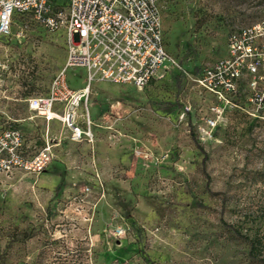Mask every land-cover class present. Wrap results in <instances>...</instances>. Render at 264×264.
Masks as SVG:
<instances>
[{
    "label": "rangeland",
    "instance_id": "rangeland-1",
    "mask_svg": "<svg viewBox=\"0 0 264 264\" xmlns=\"http://www.w3.org/2000/svg\"><path fill=\"white\" fill-rule=\"evenodd\" d=\"M158 6L171 61L141 88L90 84L92 141H70L57 116L48 130L28 107L65 64L63 29L15 15L0 36V126L32 120L31 150H51L39 173H0V264H262L264 109L255 97L264 98V63L242 70L208 139L198 126L217 100L194 79L228 56L227 37L241 28L259 24L264 56V0ZM65 77L81 87L85 70L68 67Z\"/></svg>",
    "mask_w": 264,
    "mask_h": 264
},
{
    "label": "built area",
    "instance_id": "built-area-1",
    "mask_svg": "<svg viewBox=\"0 0 264 264\" xmlns=\"http://www.w3.org/2000/svg\"><path fill=\"white\" fill-rule=\"evenodd\" d=\"M15 15L28 17L48 31H64V66L53 75L47 94L27 101L29 109L45 119L59 117L70 131L71 140L93 139L85 101L94 80L141 88L171 61L162 38L158 0H0V36L9 33ZM259 27L257 24L230 32L228 56L203 67L195 77L196 84L217 100L210 106L211 115L198 126L202 139L212 135L225 106L232 104L242 70L252 73L263 65L264 56L256 52L254 45ZM68 67L84 68L85 86H69L65 77ZM255 100L264 109V98L256 96ZM55 103L61 105L60 113L53 111ZM80 104L85 109L78 113ZM22 146L23 136L18 129L8 124L0 126V173L22 170L36 174L43 170L50 160L49 145L31 156L23 153ZM121 233L122 229L116 227L115 234Z\"/></svg>",
    "mask_w": 264,
    "mask_h": 264
},
{
    "label": "crops",
    "instance_id": "crops-1",
    "mask_svg": "<svg viewBox=\"0 0 264 264\" xmlns=\"http://www.w3.org/2000/svg\"><path fill=\"white\" fill-rule=\"evenodd\" d=\"M70 87H72V88H74V89H79V88H81V87H83V86H85V82H84V85L83 86H81V87H77V88H75L74 86H71V85H69ZM90 87V86H89ZM87 99H88V97H87ZM87 99H86V101H85V107H86V110H87V113H88V116H89V111H88V106H87ZM79 106H84V104H80ZM59 110V111H58ZM53 111L55 112V113H58V112H60L61 111V105L60 104H58V103H55L54 105H53ZM94 111H95V109H94ZM93 111V112H94ZM34 112V111H33ZM77 112L78 113H81L82 112V110H77ZM33 116H35V117H41V118H43L44 116L43 115H41V114H36L35 112L33 113ZM53 117H54V115H53ZM29 119V118H28ZM31 119V118H30ZM52 120H54L53 118H50V119H46V122H47V125H48V130L51 128L52 130H56V122L55 123H51V121ZM13 122V124H14V128H16V129H18L20 132H21V134H22V136H23V146H22V151H23V153L26 155V156H31L32 154H34L33 153V150H31V148L30 147H32L31 146V135H32V132H31V130L33 129L32 127H33V122H32V120H26V119H23V118H19V117H14V119L12 120ZM83 125V124H82ZM28 131H30V132H28ZM93 134V133H92ZM69 140L70 141H72V142H80V141H83V140H85V139H82V140H80V141H75V140H71L70 138H69ZM45 144H47V145H49L47 142H45ZM49 148H50V145H49ZM39 150V149H38ZM37 150V151H38ZM36 151V152H37ZM50 152H51V150H50Z\"/></svg>",
    "mask_w": 264,
    "mask_h": 264
},
{
    "label": "trees",
    "instance_id": "trees-1",
    "mask_svg": "<svg viewBox=\"0 0 264 264\" xmlns=\"http://www.w3.org/2000/svg\"><path fill=\"white\" fill-rule=\"evenodd\" d=\"M8 125H10L11 127H14V124L11 122H6ZM242 237H245L246 239H248L247 238V236H242ZM248 242H249V244H250V250L253 248V246H254V241L253 240H251V239H248ZM260 262L262 263V264H264V257L263 258H260Z\"/></svg>",
    "mask_w": 264,
    "mask_h": 264
}]
</instances>
